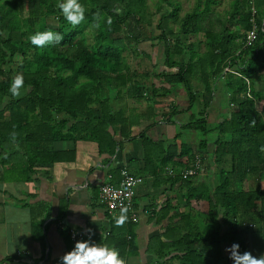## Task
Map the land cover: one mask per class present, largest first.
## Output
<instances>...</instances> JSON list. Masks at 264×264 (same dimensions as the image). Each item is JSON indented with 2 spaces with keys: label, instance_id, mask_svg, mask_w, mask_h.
Returning a JSON list of instances; mask_svg holds the SVG:
<instances>
[{
  "label": "trees",
  "instance_id": "16d2710c",
  "mask_svg": "<svg viewBox=\"0 0 264 264\" xmlns=\"http://www.w3.org/2000/svg\"><path fill=\"white\" fill-rule=\"evenodd\" d=\"M57 3L0 0V148L16 159L11 171L25 173L35 166L53 165L64 155L53 149L56 142L93 141L101 153H114L117 143L112 132L129 138L137 124L135 117L117 107L125 97L150 104L182 87L189 93V111L197 95L202 97L200 115L204 116L223 80V97L231 112L216 124L215 131L210 130L215 139H201L199 147L205 151L210 143L214 145L213 175L206 181L199 178L201 171L188 178L180 175L196 157L187 141L162 150L159 169L175 171L168 179L172 184L181 182L186 212L181 213L182 225L168 229L182 235L173 242L172 253L177 255L171 261L169 253L160 255L159 262L225 264L228 259L222 246L226 243L239 244L241 254L250 246L256 253L262 251L255 247L264 243V0H234L223 15L213 9L218 0H197L182 18L177 0H159L154 14L148 12L147 0H80L86 20L75 28ZM96 13L102 17L100 28L92 27ZM213 13L215 24L210 19ZM171 21L177 22L176 30ZM128 23L133 25L131 31H126ZM49 30L61 34L63 41L44 48L31 44L29 36ZM253 30L256 39L247 45ZM189 37L196 44L184 42ZM131 40L136 45L163 43L165 70L132 71L123 55ZM17 75L23 76L24 88L20 98H13L9 87ZM152 77L158 82L147 84ZM256 79L263 82L261 89L254 86ZM194 82L201 92H195ZM153 110L155 106L149 112ZM180 112L174 106L172 117ZM194 118L183 129L197 130ZM207 119L202 122L206 124ZM144 138L155 149L154 141ZM249 178L253 182L246 188Z\"/></svg>",
  "mask_w": 264,
  "mask_h": 264
},
{
  "label": "crops",
  "instance_id": "0c3cea01",
  "mask_svg": "<svg viewBox=\"0 0 264 264\" xmlns=\"http://www.w3.org/2000/svg\"><path fill=\"white\" fill-rule=\"evenodd\" d=\"M148 72L154 73L153 70ZM146 82L158 81L152 77ZM194 90L202 91L198 84ZM186 93L184 88L177 87L170 96L155 98L150 104L128 97L119 100L117 107L135 117L137 124L132 127L129 138L112 132L117 143L112 154L101 153L93 141L56 142L53 149L64 155L53 165L43 164L29 172L17 173L11 171L15 157L0 149V264H62L63 255L77 242L72 238V231L88 235L82 241L122 251L125 264H160V255L166 253H169L167 259L173 260L177 255L172 253L173 242L182 235L168 229L172 224L182 225L185 221L181 217V213L186 212V202L181 201L185 191L181 182H169L168 169L159 168L162 150L173 143L180 144L176 142L178 129H183L195 115L187 110L190 100ZM219 94L224 93H214L211 107H215ZM201 101L198 94L195 104L198 102L200 106ZM151 106H155L153 113L149 112ZM174 106L182 112L172 117ZM192 134L186 138L190 144H193ZM144 137L154 141L155 149L149 148L151 145H147ZM200 142L194 140L193 147L198 149ZM206 150L205 154L194 153L204 157L199 177L202 181L213 175L210 162L214 145L210 143ZM116 169L120 172L116 173ZM123 169L142 177L143 182L135 188L126 222L118 225L116 221L122 211H108L99 195L103 184L120 182ZM133 217L137 218L136 222ZM231 245L222 246L228 259L225 264H234L226 251ZM263 245L255 247L263 249L256 253L249 243L248 252L259 258L264 255ZM172 262L177 264V261Z\"/></svg>",
  "mask_w": 264,
  "mask_h": 264
},
{
  "label": "rangeland",
  "instance_id": "374dc122",
  "mask_svg": "<svg viewBox=\"0 0 264 264\" xmlns=\"http://www.w3.org/2000/svg\"><path fill=\"white\" fill-rule=\"evenodd\" d=\"M177 1L181 5V11L179 14L180 18L185 16L187 13L191 12L197 4V0H177ZM218 1H219V4L214 6L213 9L216 13L223 15L227 10H229L231 3L234 0H218ZM147 3L149 6L148 12L154 14L158 11L159 0H147ZM164 10H165V8H164ZM159 19H160V15L154 16L153 21L156 23L159 21ZM210 19L213 21V24H215V22H214L215 21V13H213L211 15ZM171 25L173 26V28L175 30L179 27L177 22H174V21H171ZM132 29H133V25L131 23H128V25L126 27V31H131ZM154 33L159 34V32L156 30H154ZM89 39H90V43H92L93 38L91 35H89ZM198 39L200 40V37ZM184 42H186L187 44H190V43H195L197 41H196V39L189 37V38L185 39ZM204 48H205V45L201 44L200 45V52L205 51ZM163 50H164L163 43H160L157 40L152 41V43H149V42L140 43V45H136L135 42L133 40H131V46H130L129 50H126L123 53V55L126 59V62L129 65H131L132 71L143 72V71H146L147 69H149V70H153L154 73H159L160 71L165 70L164 69V67H165L164 66V57L163 56L161 57V55H163ZM145 54H148V55H145ZM153 60H155V63H153L154 62ZM173 71L176 72L177 69H173ZM223 82H225V81L221 80L219 85H217V91H219L220 93L221 92L223 93V91H224V90H222L224 88ZM194 84H195V82H194ZM262 84H263V82L258 80V79H256L254 81V86L257 89H261ZM195 86H196V84H195ZM186 97L189 99L188 91L186 93ZM258 106H259V108L261 107V105H258ZM187 110L189 111V109H187ZM191 111L193 113H195V115H194L195 121L194 122L196 123V126L198 127V129L187 131L185 129L179 128L178 132H177L178 138L176 139L177 140L176 142L180 143L178 146H181V144L184 141H187L186 138H188L189 135L193 133L191 135L193 138V144H191L192 146L190 145V149H193V151H191V152L192 153L200 152L201 154H205V152L203 150L193 147L194 140H196V139L204 140L205 139V140L213 141L215 139L216 135H215V132H210V130L215 131L216 124L219 121L223 120L224 118H227L226 116H228L229 112H231V105H229L228 100H226L223 97V95L220 96V94H219L218 100L215 103V107L214 108L211 107L210 109H208L206 114L204 113V116L198 115V112L199 113L203 112V107H202V105L199 106L198 102L194 105V108ZM206 116H208V119H207V123L204 124L202 122V118H205ZM190 119H192V117ZM198 121H201V122H198ZM201 127L202 128L206 127L205 129H207V130L209 129L208 133L204 132V130ZM214 179H215V176H214ZM250 179H252V178H249V180L246 181V183H245L246 188H248V186L251 185V183L253 182ZM263 180H264V175H263ZM261 188L264 189V182H261ZM197 218L200 220L199 216H197ZM212 255H213V252H212Z\"/></svg>",
  "mask_w": 264,
  "mask_h": 264
},
{
  "label": "clouds",
  "instance_id": "9594fccd",
  "mask_svg": "<svg viewBox=\"0 0 264 264\" xmlns=\"http://www.w3.org/2000/svg\"><path fill=\"white\" fill-rule=\"evenodd\" d=\"M56 6L73 28L85 22L86 8L80 3V0H58ZM101 19L100 14L96 13L92 27L100 28L99 21ZM107 24L109 26L112 24L111 18L107 19ZM63 39L61 34L51 30L36 32L29 36L31 44L39 48L54 46L62 42ZM23 88L24 78L22 75H17L10 84L9 92L13 98H20ZM13 140H15V133H13ZM126 213L127 208H123L122 214L116 221L118 225H123L126 222ZM226 251L230 253L229 258L234 261V264H264V255L256 258L247 251L241 254L239 244L234 243ZM61 260L62 264H125L117 249L102 244H94L90 241H77L74 248L64 254Z\"/></svg>",
  "mask_w": 264,
  "mask_h": 264
},
{
  "label": "built area",
  "instance_id": "2783aa9c",
  "mask_svg": "<svg viewBox=\"0 0 264 264\" xmlns=\"http://www.w3.org/2000/svg\"><path fill=\"white\" fill-rule=\"evenodd\" d=\"M257 33L255 30L251 31L247 35L246 44H252L256 39ZM203 166L201 156L196 155L195 161L191 164V168L181 172L183 178L196 176L199 174ZM169 176H175L176 173L173 169H168ZM143 182V178L132 175L128 170L123 169L121 171V180L117 185L111 183L103 184L100 188V201L106 206L110 212L122 211L123 208L132 210L133 196L136 186ZM133 221H137L136 217H133ZM72 238L77 241H82L84 237H88L82 232L72 231Z\"/></svg>",
  "mask_w": 264,
  "mask_h": 264
}]
</instances>
